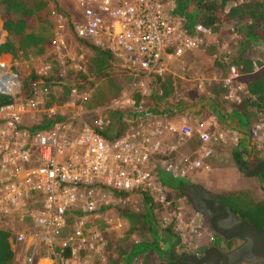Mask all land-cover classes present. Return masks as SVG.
Instances as JSON below:
<instances>
[{"label":"built area","instance_id":"built-area-1","mask_svg":"<svg viewBox=\"0 0 264 264\" xmlns=\"http://www.w3.org/2000/svg\"><path fill=\"white\" fill-rule=\"evenodd\" d=\"M71 1L75 5L73 38L107 51L122 70L149 82L156 77L166 78L165 72L184 54L205 49L204 40L211 34L199 24L187 27L183 18L174 13V0ZM229 26L224 37L215 42L213 59L220 55L226 62L230 48L240 39L233 25ZM179 68L180 72L185 70ZM239 77V69L229 66L224 76L213 73L200 79L218 87L223 101L236 103L239 94L246 93ZM0 82L4 86L0 94L13 97L17 93H13L16 78L6 73L1 64ZM59 112L58 106L47 107L34 93L30 101L14 99L0 106V217L30 218L31 229L39 231L37 236L56 264H110L103 232L92 228L86 231L83 217L96 212L102 199L112 198V192H136L163 208L169 207L158 173L185 182L189 173L202 168L203 161L212 155V143L223 141L222 135L200 131L192 113L171 120L147 113L139 128L107 141L93 131V127L101 129L107 123H85L83 117H91V113L81 106L47 131H29L42 119L34 117V113L51 119ZM28 115H32L28 118L31 120L25 122ZM76 122L81 125L74 129ZM249 133L256 149L264 146V120L254 123ZM192 138H197L198 143L195 156L190 161L180 158L179 150ZM238 140L232 133L233 145ZM79 212L82 216L77 218L78 225L68 228L69 213ZM164 224L162 227L167 225ZM191 231L194 238H201L198 229ZM14 240L23 243L25 235L17 234ZM35 250L34 246L30 254H23L24 264H32ZM129 264L161 262L158 257L154 260L141 254Z\"/></svg>","mask_w":264,"mask_h":264},{"label":"trees","instance_id":"trees-1","mask_svg":"<svg viewBox=\"0 0 264 264\" xmlns=\"http://www.w3.org/2000/svg\"><path fill=\"white\" fill-rule=\"evenodd\" d=\"M174 3V13L183 18L189 28L199 24L212 34H218L222 26L235 24L233 27L240 37L237 45L230 48L226 62H223L222 56L219 55L212 60L208 70L211 74L219 72L220 76H224L229 66L239 69L238 80L244 84L246 93H240L239 101L236 103H223L232 111L233 130L249 140L250 149L253 152L256 148L250 139L249 130L256 120L264 119V65L253 61L251 48L264 43V0H240L239 2L238 0H174ZM0 12L1 31L6 34L5 40L0 43V59L8 58L9 62L30 54L42 56L49 52L52 47V16L60 15L67 19L66 13L59 7L57 0H0ZM37 25L41 27L36 31ZM73 40L80 46V50L86 57L84 70H67L64 75L66 82L59 79L56 69H50L51 73L46 76L32 73L20 81L18 92L13 97L0 94V106L10 104L14 99L30 101L35 90L47 91L55 85L60 90L59 102L66 101L73 90H91L88 99L82 101L80 105L86 112H91L98 106L108 105L111 100L117 99L124 89L126 72L113 68L114 60L107 51L94 48L74 38ZM150 85L152 99L156 104L169 102L175 93L172 82L163 77H156ZM208 93L215 98L221 91L210 84ZM140 98L139 93L133 95L132 101L135 108L139 106ZM128 116L130 118L133 115ZM108 117L109 122L105 127L101 129L93 127V131L105 140L112 141L122 136L128 126L125 125V114L119 109H111ZM41 118V121L29 128L31 133L47 131L64 117L57 115L51 119L45 116ZM130 120L133 119L130 118ZM238 145H233L230 149L231 159L238 170H241L240 167H244L247 162L264 159V146L257 148V150L263 149V154L260 156L253 154L255 152L247 156L249 151L239 148ZM158 178L165 189L185 197L184 191L190 186L188 183L174 180L161 172L158 173ZM111 197L115 200L138 201L140 206L136 211L127 207L118 210V214L128 224V233L136 238L132 243L128 244L130 235L112 238L107 237V232L103 233L105 250L110 252L107 254L109 263L129 264L137 256L146 254L154 260L158 257L161 264H191L187 263L185 258L175 256L171 246L164 248L167 239L176 240L172 246L176 245L179 239L175 237L172 223L162 227V223L153 211V208L156 210L157 208L146 195L136 192H112ZM212 197L238 218L264 230V222L261 221L264 218V200L258 201L245 192L237 191ZM167 198L170 199L171 196L168 194ZM88 226L85 224L86 228ZM102 226L105 227L104 223ZM125 238L128 241L126 244H124ZM8 240L9 233L0 229V264L13 262L14 252ZM111 251H117V255L112 256ZM64 256L67 257V253Z\"/></svg>","mask_w":264,"mask_h":264},{"label":"rangeland","instance_id":"rangeland-1","mask_svg":"<svg viewBox=\"0 0 264 264\" xmlns=\"http://www.w3.org/2000/svg\"><path fill=\"white\" fill-rule=\"evenodd\" d=\"M57 2L63 12L66 13L67 19H65L64 17H60V15L52 16V47L50 51L42 56H33L32 54H30L26 57L19 58L18 60L13 62H1L6 68V73H10L17 80V89L16 91H13L14 94L18 92L20 81L32 73H35L38 76H46L51 73L50 69H56L58 70L57 73L59 74V79L62 82H66L64 75L67 70H84L86 67V57L73 40L72 23L75 19V5L71 0H57ZM234 25L235 24H233V26ZM224 26V28L222 27L223 29H220V32L218 34H215L217 36V41H220L221 38L224 37V34L230 27L229 25ZM40 27V25H37L35 27V30L37 31ZM0 32L2 37H0V43H2L6 38V34L1 31V26ZM251 50L253 61H258V59H255V56H257V54L260 57L264 58V43H262L260 47L254 46L253 48H251ZM197 60L198 63L196 64L198 66H195V69L191 67V69H193L194 71L191 72L192 74L188 72V68H185V72H179L180 64L179 62L175 63V71L177 77L184 78L186 75L193 76L194 73L196 74L197 70L200 68V66H202V64V67H205L203 71H205L206 68L209 67V64H205L202 60H200V58ZM162 64L165 65V62H162ZM112 65L113 68L122 70L116 63H112ZM125 72L126 76L124 79V89L121 92V95L117 99L111 100L108 105L96 107L95 109H93V111L90 112L91 117L85 115L82 121H84L85 123H91V121L100 120L102 122L108 123L109 111L111 109L116 108L119 109L123 114H125V116L133 115V120L131 122V125L125 131L126 133L128 131L139 128V124L142 125L141 122L144 119L143 115H146L147 113L158 114V112L164 110L163 106H166L168 102H166L164 105L161 103L156 104L155 102H153V94L152 89L150 87L152 81L149 82L148 79H142L141 76H135L134 74H131L127 71ZM207 72L208 70H206V72L202 74L208 75ZM177 81H179V83L176 87L174 95H172L171 106L175 107V110L178 111V109L184 108L186 107V105L188 106L189 104H192V108L194 109V106H197L196 101H200L201 98L205 96V92L202 90L200 91L199 95L197 87L195 85H192L191 87L190 85L194 82L190 81L187 87H184V83L181 79H177ZM206 92H208V90ZM59 93L60 90L55 85L47 91L35 90L34 96L40 98L45 103V105L55 104L56 106H58L61 111L59 112L60 117H71L75 113L76 107L80 106L82 101L84 102L88 99L91 90H73L64 102H59ZM135 93H139L141 97L139 106L137 108L134 107V103L132 101L133 95ZM183 98L184 100H182ZM203 106L204 108L202 109H204V111H202V114H204L205 116L203 118L198 119V122L202 125L203 130L208 134L216 137H218V135H222L223 141L221 142V140H218V142L212 143V155L208 159L203 161V167L204 165H207L209 169L205 170L202 169V167L199 169V171L197 170V172L191 171L185 182L188 183V185L190 186L204 187L207 192L210 193V195L212 196L226 192H235V189L241 187L240 185L242 183H247L246 181L249 179L245 180V178L241 176V173L234 166V163L230 156V149L233 147L232 133H236V131H234L232 128L233 122L230 119H225L223 121L212 123V120L209 119V115L215 109L206 104ZM208 106L211 108V110L208 109ZM221 107V109H229L228 105H225L224 103H222ZM166 108L168 109L167 106ZM29 120L31 119H28L27 122H29ZM258 120H256L254 123L258 122ZM80 125L81 122H76L73 124V128L76 129ZM237 137L239 139V145L238 143L236 145H238L239 148H244L245 150L247 149V151H249V155L247 156L252 155L253 152H255L253 154H256V156H260L261 154H263V149H256L257 151L254 150L252 152L250 149L251 143L249 142V140L246 139L245 136L241 137L237 134ZM253 181L257 182V178H253ZM162 190L166 197V201L169 202V207L163 208L152 202L157 208V210L153 208V211L154 213H156L158 220L162 224H168L170 222H173V231L175 233V237L179 239L177 244L173 246L172 244L176 240L167 239L166 243L164 244V248L171 246L174 255H177V257H182L183 259L186 256L193 255V253L195 252L200 253V251L204 249L207 246V243L209 242L208 236L212 237L209 225L204 219L199 216L198 213H196L191 208L190 203L185 197L178 196L174 191L167 190L164 187L162 188ZM168 194L171 196L170 199L167 198ZM101 201L102 202L100 203L99 209L96 212L83 217V224H87L90 228L96 229L99 232H107V237L110 236L114 238L115 236L125 237L127 235H130V241H126L125 238L124 244H126L127 242L129 244L136 240L133 235L128 233V224L118 214V210L127 207L131 210L136 211L138 206H140V203L138 201L115 200L110 197H105ZM170 203L172 205H170ZM79 216L81 217L82 215L80 214ZM73 220L74 222H67V226L71 229L74 228V226L78 225V219L73 218ZM0 221H5V219ZM103 223L105 226L104 228L103 226L101 227ZM109 227L113 229L108 230ZM194 227L198 229L199 233L202 234L201 238L196 239L193 237L195 236V234L193 231H191V229H194ZM180 229L183 230L184 233H182ZM195 244H197V246ZM111 254L112 256H115L117 255V251H111Z\"/></svg>","mask_w":264,"mask_h":264},{"label":"crops","instance_id":"crops-1","mask_svg":"<svg viewBox=\"0 0 264 264\" xmlns=\"http://www.w3.org/2000/svg\"><path fill=\"white\" fill-rule=\"evenodd\" d=\"M0 26H1V23H0ZM219 32H220V30H219ZM0 37H1V32H0ZM216 37L217 36L215 34L211 33L210 36L206 37L204 40V43L206 44L205 49H203L197 53H192V54L186 53L183 56H181L180 58H178L177 61L179 62L180 67L188 68L189 73L194 72L193 69H191V67L194 68L195 66H198L196 63H198L197 59H199V58L205 64L210 65L212 60H214L211 55H212V52L214 51L215 42L217 41ZM78 47L80 48L79 45H78ZM257 47H260V45H258ZM202 57H203V59H202ZM255 57H256L255 59H258L257 62L264 65V58L263 57H260L258 54ZM204 59H205V61H204ZM3 61L9 62V59L8 58L0 59V64L3 66V70L6 72V68L4 67L3 63H1ZM113 63H115V62H113ZM202 66H203V64H202ZM202 66H200V68L197 70L196 74L194 73L193 76H187L186 75L184 78L177 77L176 71H175L176 70V64L175 63L173 64V66L171 68H169L171 70H168V72H165V73H168L166 75L167 77L165 79H169L172 82V87L174 88V90H176V87L179 83V81H177V79H179V80L181 79L182 82L184 83V87H187V85L190 81L194 82V83L190 84L191 87H192V85H195L197 87V91H198L199 95H200V89H202L205 92V96L202 97L200 101H196L197 106H194L195 107L194 109L192 108V104H189L188 106L186 105V107H184V108L178 109V111L175 110V107L171 106L172 99H170L166 105L168 107V109L166 108V106H163L164 110L158 112V114H157L158 118L164 117V118L171 120L176 116H179V115H182L185 113H192L194 115V117L196 118V121L198 122L199 121L198 119L203 118L205 116L204 114H202V111H204V109H202V108H204L203 105L206 104V105H209L215 109L213 112H211L212 115L211 114L209 115V119L212 120V123L223 121L225 119H230V120H232V122H234V117H233L232 111L230 109H226V108L221 109L222 108L221 105L225 101H223L221 99L220 94H218V96L214 98L211 94L206 92L208 90L210 84L208 81L201 80L200 76H204V78H207L211 72L208 70V68H206V70H208V72H207L208 75H205V74L203 75L202 73L206 72V70L203 71V69H205V67H202ZM172 69H174V70H172ZM186 71H187V69H186ZM181 72H183V71H181ZM184 72H185V70H184ZM214 74L220 76L219 72H215ZM169 75H172V76H169ZM183 83H180V84H183ZM51 99H52V97H51ZM182 100H184V98ZM161 104L164 105V103H161ZM46 106L50 107L49 104H47ZM209 106H208V109L211 110V108ZM200 111H201V113H200ZM152 114H156V113H152ZM31 116L32 115L26 116L25 122L28 120V118H31ZM33 116L38 117V116H42V115L34 113ZM130 118L133 119V116ZM130 118H129V116H125V119H124L125 125L128 126L131 124V123H129V124L126 123L127 121L130 120ZM130 121L132 122V120H130ZM26 124H28V123H26ZM198 124H200V123L198 122ZM199 129H200V131L201 130L204 131L201 124H200ZM196 139L197 138H192L189 142H187L185 145H183V147L178 152V156L180 158L181 157L187 158V160L190 161L195 156V153L197 151V146H198ZM245 159H247V157H245ZM248 163H250V162H247L244 166V170L248 174L243 173L242 170H238L236 168L241 173V176L243 178H245V180H247V179H249V180L246 181L247 183H242L240 185L241 187H238L237 189H235V191L245 192L251 198H254L258 201H261L262 198L264 197V195H262L261 192L259 191V189L257 188V186L259 184H260V186L262 184L261 179L258 178L257 182L253 181V178H257V177H256V174L249 175L248 165H247ZM193 172H197V171H193ZM202 188L204 190H206L204 187H202ZM260 190L263 191V188H260ZM229 214H230L229 216L232 218L231 219L232 223L236 226V229L233 231V235H231L225 239H222L221 237H218L217 235H215V237H216L215 242H213V244H211V246L216 247V251H217L218 255L229 256L230 253L234 254V256L232 258L234 260L232 261V263L230 262V264H264V260H263L261 255H253V254H249L247 252V249L249 248V245L251 242L250 233L253 232V230L255 231V229H256V227L254 228L255 225L238 218V216L232 212ZM79 215H80V213H69V215L67 217L68 222H70V221L74 222L73 218L80 219ZM1 220H4V219H1ZM30 221H31V219L28 218L26 215H24V217L10 216L9 218H7V220L0 221V229L9 233V240L8 241H9L11 249L14 252V258H13L12 264H24L23 260H22L23 254H25V255L30 254L32 251V248L34 246L36 247V250H35L36 255L34 256L33 264H56V262L48 256L46 248L44 247V245H42L41 240L37 236L38 234L36 232H39V231L31 229ZM261 221H263V220H261ZM88 228H90V227L89 226L87 228L85 227V230L87 231ZM210 232L213 236L211 229H210ZM17 234L25 235V241L23 243L15 242L14 237ZM263 234H264V232H263ZM263 248H264V239L259 236V246H257V251H262ZM205 249H206V247H205ZM203 264H207V263L204 261ZM212 264H223V263L221 262V260L219 258H217V259L212 260Z\"/></svg>","mask_w":264,"mask_h":264},{"label":"flooded vegetation","instance_id":"flooded-vegetation-1","mask_svg":"<svg viewBox=\"0 0 264 264\" xmlns=\"http://www.w3.org/2000/svg\"><path fill=\"white\" fill-rule=\"evenodd\" d=\"M247 165L249 175L256 174L257 179H261L262 184L261 186L259 184L257 188L261 194L264 195V159L252 160ZM242 172L248 174L245 172V170ZM260 188H263V191H261ZM184 194L187 201H189L191 208L207 222L214 236L210 237L211 239L207 243L206 249H202L196 256H186L185 261L191 264H203L204 261L207 264H212L213 259L219 258L223 264H230V262L232 263L234 260L232 259L234 254L230 253L229 256L218 255L216 247L211 246V244L215 242V235L221 237L222 239L233 235V231L236 229V226L232 223V218L229 216V213H231L230 210L226 206L216 201L209 193H207L206 190L200 186H189L185 189ZM263 200L264 197L262 198V201ZM255 227L256 226H254V228ZM263 232L264 230L256 227L255 231L253 230V232L250 233L251 242L247 252L253 255H261L264 260V248L262 251H257V246H259V236L264 239ZM180 258L183 259L182 257Z\"/></svg>","mask_w":264,"mask_h":264},{"label":"bare ground","instance_id":"bare-ground-1","mask_svg":"<svg viewBox=\"0 0 264 264\" xmlns=\"http://www.w3.org/2000/svg\"><path fill=\"white\" fill-rule=\"evenodd\" d=\"M0 90H3L4 91V86L2 85V82H0Z\"/></svg>","mask_w":264,"mask_h":264},{"label":"water","instance_id":"water-1","mask_svg":"<svg viewBox=\"0 0 264 264\" xmlns=\"http://www.w3.org/2000/svg\"><path fill=\"white\" fill-rule=\"evenodd\" d=\"M240 168H241L242 171H244V167L243 166H241Z\"/></svg>","mask_w":264,"mask_h":264}]
</instances>
